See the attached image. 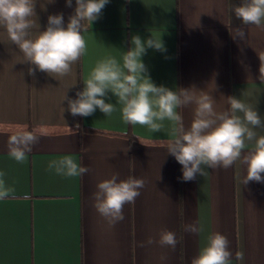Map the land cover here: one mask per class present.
I'll list each match as a JSON object with an SVG mask.
<instances>
[{"label":"crops","instance_id":"0c3cea01","mask_svg":"<svg viewBox=\"0 0 264 264\" xmlns=\"http://www.w3.org/2000/svg\"><path fill=\"white\" fill-rule=\"evenodd\" d=\"M240 3L110 0L83 33L86 53L72 74L56 79L39 70L35 78L28 75L30 65L0 27V171L16 189V198L0 201V264H191L213 232L228 238L232 264H264V184L243 185L244 165L205 167L206 176L185 182L182 166L159 144L170 138V122L156 133L133 127L123 122L119 105L109 117L99 109L73 117L64 100L65 94L76 98L98 60L113 56L122 62L133 35L152 36L162 39L166 52L148 49L142 59L158 86H194L213 96L217 111L236 96L264 120V28L241 24L233 11ZM75 7V0L72 7L65 0H36L33 38L46 29L49 15L62 13L66 26ZM237 26L245 28V40L233 39ZM105 102L116 98L109 93ZM193 109L180 110L185 126ZM21 130L34 131L39 140L27 160L17 163L8 155V138ZM256 131L264 135V128ZM65 155L91 171L65 178L48 170L49 161ZM114 173L117 182L143 178L145 187L134 204L124 206L125 219L109 226L93 194ZM197 222L203 231L184 232L185 224ZM163 229L176 234L174 250L138 246L149 237L158 240ZM237 251L244 252L243 262L235 259Z\"/></svg>","mask_w":264,"mask_h":264},{"label":"clouds","instance_id":"9594fccd","mask_svg":"<svg viewBox=\"0 0 264 264\" xmlns=\"http://www.w3.org/2000/svg\"><path fill=\"white\" fill-rule=\"evenodd\" d=\"M65 2L67 7H72V0ZM109 2L75 0L74 14L69 16L66 26L62 13L49 15L46 29L38 31L33 38L31 30L37 27L33 19L36 17V0H0V27L6 30L11 44H15L23 54V62L30 65L28 75L35 78L39 70L55 79L62 78L72 74L73 65L86 53L83 33L88 25L101 17ZM233 11L242 25L264 28V0H241ZM234 32L233 39L245 40L244 27L237 26ZM130 44L131 47L122 55V62L113 56L98 60L83 81V89L76 92L75 99L65 94L67 111L73 117H88L99 109L109 117L119 105L125 124L146 127L153 133L161 132L164 122L168 121L171 124L170 138L160 140L159 144L182 166L183 181L195 180L197 174L206 176L205 167L228 169L239 161L245 166L243 185L249 182L264 184V135L256 131L264 128V120L256 107L236 96H228L229 107L217 111L213 96L198 91L194 86L178 88V91L158 86L148 74L142 58L148 49L166 52L162 39L150 36L142 40L139 35H133ZM260 60L259 79L264 80V57ZM109 93L116 98L115 103L105 102ZM190 105H194L193 119L185 126L180 110ZM76 127L79 128V124ZM38 140L34 131H17L8 138V155L17 163H24ZM47 168L65 178L82 177L91 171L88 166L77 164L71 155L49 161ZM118 175L114 173L111 178L99 182L98 190L93 194L94 207L109 226L125 219L124 206L134 204L145 187L143 178L129 176L117 182ZM5 176L6 173L0 171V201L16 198V189L7 184ZM198 223L185 224L184 232L203 231ZM229 243L220 232L211 233L191 264H232L233 253ZM153 244L174 250L176 234L163 229L158 240L149 237L138 246ZM235 259L243 262L244 252L237 251Z\"/></svg>","mask_w":264,"mask_h":264}]
</instances>
